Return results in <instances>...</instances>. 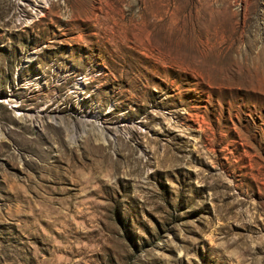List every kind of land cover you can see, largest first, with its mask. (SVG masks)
Masks as SVG:
<instances>
[{
    "label": "rangeland",
    "instance_id": "1",
    "mask_svg": "<svg viewBox=\"0 0 264 264\" xmlns=\"http://www.w3.org/2000/svg\"><path fill=\"white\" fill-rule=\"evenodd\" d=\"M0 264H264V0H0Z\"/></svg>",
    "mask_w": 264,
    "mask_h": 264
},
{
    "label": "bare ground",
    "instance_id": "2",
    "mask_svg": "<svg viewBox=\"0 0 264 264\" xmlns=\"http://www.w3.org/2000/svg\"><path fill=\"white\" fill-rule=\"evenodd\" d=\"M42 16V15H41ZM262 53V52H261ZM245 60V59H244ZM254 61V60H253ZM261 66V65H260Z\"/></svg>",
    "mask_w": 264,
    "mask_h": 264
}]
</instances>
